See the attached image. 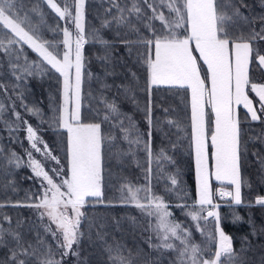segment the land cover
I'll return each instance as SVG.
<instances>
[{
  "label": "snow or ice",
  "instance_id": "6c2138e0",
  "mask_svg": "<svg viewBox=\"0 0 264 264\" xmlns=\"http://www.w3.org/2000/svg\"><path fill=\"white\" fill-rule=\"evenodd\" d=\"M43 2L65 22L63 28L57 25L55 29H50L62 34L63 39L54 42L43 38L41 29L47 25L44 13L38 6H33L29 10L39 18V23H33L29 12L25 11L22 0H0V50L8 58L7 62L13 73H19L15 76L18 82H23L37 72L42 73L44 71L42 65L45 63L62 76L63 102L61 107L54 111L50 126L67 131L66 158L70 174L64 171L59 158L38 134L39 129L34 128L23 119L19 111L15 110V103L10 109L0 103V118L6 110H10L14 116L15 127L5 121L10 132L18 131L20 125L24 126L30 145L24 152L27 166L41 181L38 193L26 194V198L34 199L35 203L0 204V208L6 206L34 208L42 222L45 218L48 221L41 225L43 235L37 230L29 240L23 221L17 220L13 226L11 217L0 216V248L8 250L0 264H66V258L70 254L77 257V264H87L86 260L80 259L79 251L81 241L85 237V232L81 230V222L85 218L82 209L89 197L102 201L105 182L104 148L106 143L111 145L115 140L114 136L106 135L102 131V123H109L112 128H118L123 139L128 142L130 150L132 145L143 147L149 158L146 173L150 174L153 159L158 165L161 161L174 163L163 147L156 153H153L152 148L153 128L159 127L163 132L160 125L173 122L164 121L154 125L149 102L145 109L148 131L142 133L133 118L123 113L115 100L109 101L105 97L100 98L104 106L101 122H83L81 106L86 62L83 49L90 42L85 33V0ZM129 2L130 7L128 3L121 6L119 0H109L112 7L106 9V13L111 16V20L105 19L101 27L115 23L127 25L132 31L139 33L131 17L135 16L137 21L148 19L161 22L159 31L153 28L151 23L146 25L151 38L139 37L137 40L122 43L129 55L132 54L134 47L142 46L146 49L141 55L149 72V88L172 85L187 86L191 89L192 137L195 145L199 198L192 205L197 211L189 212L188 215L197 222V229L206 236V239L214 242L215 251H211L207 245L202 247L192 242L191 232L171 219L172 213L168 210L170 206L161 196L155 195L150 186L123 184L119 189V200L123 204H133L141 209L146 217L155 218V223L150 222L148 228L159 242L150 243L149 246L175 251L176 264H247L242 255L245 248L242 247L240 252H237L233 247L232 237L220 227V214L217 211L220 205L214 203V200L217 196L230 197L235 204L242 203L243 181L240 163L242 151H246V148L241 147L242 121L238 109L242 105L246 110L245 119L264 122V82H253L249 75L250 63L254 62L264 69V53L254 47L257 41H264V16L251 18L245 16L241 9L247 8L248 5L243 0H152L151 3L149 0H129ZM161 8H166L169 15L165 16L164 12L159 10ZM225 8L231 9V15L223 11ZM113 9L115 15L112 14ZM145 10L151 12L150 17L145 16ZM233 18L252 25L246 36L241 34L234 37L228 30L226 25L230 24ZM91 40L104 45L105 53L98 59L107 63L112 55L109 49L114 45L101 39L99 30H93ZM24 45L38 54L39 62H29L26 56H22ZM193 46L203 64L207 66L204 76L201 75L200 61L193 54ZM132 75L135 79V74ZM209 80L210 86L207 84ZM121 87L126 95L135 99L131 86ZM13 91L16 92V99L21 101V107L25 112L40 117V123L43 124L45 122L43 111L38 107L30 108L23 103L20 83L13 86ZM210 116H214V119H210ZM145 136L147 140L144 139ZM209 141L214 148V171L209 167ZM16 142L22 143L18 139ZM34 152L39 154V159L33 155ZM0 158L4 161L0 167L19 168L24 162V157L15 151L5 154L3 147H0ZM48 161L55 162L57 167L46 170L45 164ZM261 163L264 164V160ZM213 177L221 185L216 190L211 186ZM170 179L172 185L177 184L175 177ZM255 203L264 205V196L257 197ZM208 218L214 221L215 231L204 233L199 222L207 221ZM4 223L8 224L7 228L4 227ZM33 230L34 226L29 225L28 231ZM49 236L52 243L47 239ZM97 237L104 240L102 232H97ZM105 245L110 264H136V257L130 250L125 255L126 250L119 242L113 241L112 245H107L105 241Z\"/></svg>",
  "mask_w": 264,
  "mask_h": 264
},
{
  "label": "trees",
  "instance_id": "16d2710c",
  "mask_svg": "<svg viewBox=\"0 0 264 264\" xmlns=\"http://www.w3.org/2000/svg\"><path fill=\"white\" fill-rule=\"evenodd\" d=\"M25 11L29 12L33 23H39L38 16L29 10L33 6H38L44 13L47 27H42L41 34L45 40L58 42L63 39L62 34L53 32L57 25L60 28L65 26L61 20L43 0H22ZM121 6L129 0H119ZM151 3L152 0H149ZM248 5L241 11L248 17L264 16V0H243ZM60 3V0H57ZM63 6V5H61ZM112 7L109 0H85V33L89 37V43L84 46L83 54L86 58L87 75L84 78L81 117L83 122L100 123L103 113L101 97L109 101L115 100L120 110L131 116L142 133H147L148 123L145 109L151 104V116L154 125L164 121H172V124L163 123V132L159 127H154L152 131V148L156 153L163 147L167 155L174 163L161 161L158 165L155 159L151 163V172L146 173L149 168V158L142 146L129 144L123 139V135L118 128H112L109 123H102V131L106 135H112L115 140L111 145L105 144L104 148V188L102 201L95 198H88L82 211L85 218L81 222V230L85 232V237L80 244V259L86 260L87 264H110L108 260L105 241L107 245H112L113 241L119 242L126 250L125 255L130 250L136 257V264H176L177 253L172 250H164L150 247L159 241L148 228L149 223H155V218L146 217L141 209L133 204H123L119 200V189L123 184L136 186H150L155 195L161 196L169 211L172 213L171 219L179 223L182 227L191 232L192 242L208 246L211 251H215L214 242L206 239V236L197 229V222L188 215L189 212L197 211L192 205L197 200V183L195 169V155L192 137L191 104L190 93L187 87L160 85L149 88V72L141 54L146 49L142 46L134 47L132 54L127 53V49L122 41H134L139 37H150L147 24L160 30L159 20L149 21L141 19L137 21L135 16L131 17L132 23L139 29V33L134 32L127 25H117L112 23L108 27H101L105 19L111 20L106 9ZM168 16L166 8L159 9ZM223 11L231 15V9L225 8ZM113 15L115 10L113 9ZM145 16L150 17L151 12L145 10ZM234 37L241 34L247 35L252 25L243 20H236L226 25ZM93 30H99L101 39L108 41L114 47L110 48L112 55L107 63L102 62L98 57L105 53L104 45L99 41L93 42L91 34ZM19 47V46H17ZM264 53V41H257L254 44ZM3 53V52H2ZM4 56V54H3ZM22 56H26L29 62L37 61L38 54L32 51L27 45L23 46ZM5 60L8 61V58ZM23 63V59H21ZM9 67V63L6 62ZM42 73L27 77L23 82L15 79L16 75L10 73L8 68L3 73V80L9 84L12 96L16 100V92L13 86L20 83V90L23 91V101L31 107H38L43 111V124L41 118L25 112L21 107L19 111L24 120H31L39 129L40 136L48 143L52 153L56 155L60 164L64 166V171L69 173L66 158L67 131L61 128L50 126L54 111L59 109L63 102V78L56 73L46 63L42 65ZM92 76L89 78V73ZM135 74V79L133 75ZM19 75V73H17ZM251 79L254 82H264V69L258 67L254 62L250 68ZM103 85H108L105 88ZM121 86H131L135 99L126 95ZM10 93V92H9ZM4 91L0 83V103L3 100ZM15 96V97H14ZM16 102V101H15ZM167 110V111H165ZM100 115H97V113ZM58 115V112L56 113ZM241 119V147L246 148L241 154L242 166V203L237 205L231 198L221 199L223 204H219L220 227L233 240V247L237 252L245 248L242 253L247 264H264V205L255 203L257 197L264 196V122L251 121L250 118ZM8 121L15 127V119L11 111H5L0 118V147L5 149V154L15 151L24 157V162L19 168L14 166L0 167V204L13 205L17 202L35 203V200H28L26 194L38 193L40 191V178H36L31 169L27 166V158L24 156L25 149L30 147L26 138V130L20 125L18 131L10 132L5 124ZM127 125V121H125ZM22 143H17L16 140ZM147 140V136L144 137ZM40 158L39 154L33 153ZM0 164H4L0 158ZM55 162L48 161L45 164L46 170L55 168ZM51 174V173H50ZM171 177L177 180L176 185H172ZM14 185V187H13ZM217 186V184H216ZM218 188V186L216 187ZM215 201V200H214ZM187 207H184V206ZM0 216H9L13 226L17 220L24 222V230L27 239L31 240L37 230L42 232V223L46 224L47 218L42 222L38 211L30 207L6 206L0 208ZM239 217V219H237ZM200 228L204 233L214 232L215 224L212 218L207 221L201 220ZM29 225L34 226V230L29 232ZM4 227H8L4 223ZM53 227H55L53 225ZM97 232L104 234V240L97 237ZM89 233L91 238L89 239ZM151 238V240H149ZM246 238V240H245ZM49 243L52 238L47 237ZM178 244V242H176ZM75 249V246H74ZM53 250L55 245L53 244ZM7 248H0V260L7 255ZM57 258L59 256L57 255ZM66 264H77V257L66 258Z\"/></svg>",
  "mask_w": 264,
  "mask_h": 264
},
{
  "label": "rangeland",
  "instance_id": "374dc122",
  "mask_svg": "<svg viewBox=\"0 0 264 264\" xmlns=\"http://www.w3.org/2000/svg\"><path fill=\"white\" fill-rule=\"evenodd\" d=\"M193 54L194 55H196L197 56V59H198V61H200V67H201V75L202 76H204L205 75V73H206V69H207V66L205 65V64H203V62H202V59L199 57V53H198V51H196L195 50V48H194V46H193ZM5 57L6 56H3V53H2V50H0V83H1V88L3 89V91H4V95H3V97H4V101H5V106H6V108L7 109H10V107H11V105L13 104V103H15V105H16V109L15 110H17V109H19V108H21V101L20 100H15V98H13V96H12V91H11V89H10V87H9V84L8 83H6L4 80H3V73L8 69V68H10V73H12L13 75H17V73L16 74H14L13 73V71H12V68L10 67V64H9V67H7L6 66V60H5ZM7 59V58H6ZM38 59H39V57H38ZM87 64H86V62H85V70H84V78H85V76L87 75V73H86V68H88L87 66H86ZM250 68H251V63H250V65H249V75H250ZM89 69V68H88ZM88 71V70H87ZM89 74H91V75H88L87 77H91L92 76V73L90 72ZM89 77V78H90ZM250 78H251V75H250ZM254 82V81H253ZM207 84H208V86H210V80L207 82ZM170 86H172V85H170ZM184 87H187V86H184ZM5 88H7L8 90L7 91H5L4 89ZM188 88V90H189V93H190V104H191V89L189 88V87H187ZM10 92V93H9ZM250 95H252V96H254V94H250ZM10 97H11V99H10ZM15 97V96H14ZM16 101V102H15ZM23 103H24V101H23ZM9 112H10V110H8ZM206 111H208V109H206ZM238 113H239V117H240V119H243V117H244V115H246V110L245 109H243V106L241 105L240 107H239V109H238ZM210 119H214V116H210ZM28 121V123H31L32 124V126L34 127V128H37V126L34 124V123H32V121L31 120H27ZM240 127H241V125H240ZM39 135H40V133H38ZM193 146H194V155H195V145H194V140H193ZM213 153H214V148L211 146V144H210V141H209V147H208V154H209V167H210V169H212L213 171H214V159H213ZM37 159H39L38 157H36ZM195 169H196V156H195ZM240 173H241V178H242V166H241V163H240ZM196 183H197V200H198V181H197V175H196ZM216 184H217V186H218V188L221 186L220 184H219V182H217V181H215V179H214V177H213V179H212V184H211V186H212V188H213V190H216L217 188V186H216ZM217 197H219V196H217ZM229 198L230 197H228V198H223V200H229ZM241 198H243V196H242V187H241ZM221 199H217V198H215V201H214V203H216V204H223L224 202H221L220 201ZM217 211H218V209H217Z\"/></svg>",
  "mask_w": 264,
  "mask_h": 264
}]
</instances>
